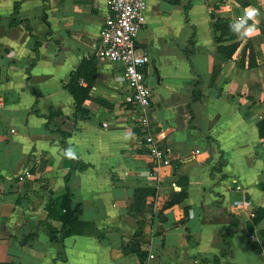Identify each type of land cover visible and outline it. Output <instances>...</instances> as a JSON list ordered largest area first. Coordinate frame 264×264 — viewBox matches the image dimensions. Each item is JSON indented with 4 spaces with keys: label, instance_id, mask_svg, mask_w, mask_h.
Wrapping results in <instances>:
<instances>
[{
    "label": "crops",
    "instance_id": "obj_1",
    "mask_svg": "<svg viewBox=\"0 0 264 264\" xmlns=\"http://www.w3.org/2000/svg\"><path fill=\"white\" fill-rule=\"evenodd\" d=\"M15 1L0 0V263L264 264L256 253L257 240L264 244V0H145L135 43L149 56V129L169 158L156 187L121 64L93 57L86 118L65 87L93 54L104 2L20 0L13 13ZM248 6L260 10L259 35L230 30L234 39L215 42L214 18L237 20ZM234 40L229 57L217 52ZM50 107L61 114L49 125L68 135L44 126ZM68 148L76 159L63 155ZM137 187L154 194L134 207ZM66 190L81 210L59 240L51 207ZM179 191L181 200L161 207ZM255 209L262 216L248 229ZM233 218L235 231L222 239Z\"/></svg>",
    "mask_w": 264,
    "mask_h": 264
},
{
    "label": "built area",
    "instance_id": "obj_2",
    "mask_svg": "<svg viewBox=\"0 0 264 264\" xmlns=\"http://www.w3.org/2000/svg\"><path fill=\"white\" fill-rule=\"evenodd\" d=\"M102 1L108 13L97 30L92 55L121 64V78L127 89L124 102L131 111L130 119L133 126L139 130V148L150 157L148 173L153 181V187H156L161 178L157 168L169 164V158L149 129V87L143 73L149 56L146 50L135 43L136 34L144 24L145 0ZM24 175H28V172ZM256 253L264 258L263 239L257 240Z\"/></svg>",
    "mask_w": 264,
    "mask_h": 264
},
{
    "label": "trees",
    "instance_id": "obj_3",
    "mask_svg": "<svg viewBox=\"0 0 264 264\" xmlns=\"http://www.w3.org/2000/svg\"><path fill=\"white\" fill-rule=\"evenodd\" d=\"M239 3L244 4L245 0H237ZM20 0H16L13 3V13L16 11ZM212 17V16H211ZM18 21L15 17H11V22ZM236 20L228 19V18H214L213 21V27L216 31H218V35H214L215 42L222 41L223 36H227L228 39H234V34L230 31V24L235 22ZM261 30L264 32V26L261 27ZM238 41L234 40L229 42L226 45H218L217 46V52L220 54H223L225 57H229L232 51L237 47ZM36 43L33 47V52H35ZM244 48V47H243ZM242 48L241 56H240V64L243 65V54L244 49ZM190 49L186 48L182 50L183 56L188 60V53ZM93 55L88 56L87 58H82L77 67L70 71L68 73L67 81L65 82V87L68 89L69 93L72 96L73 99V110L74 113H77L78 117L80 118H86L88 115V111L82 106V102L84 99H91L89 96V90L92 82L95 78V68L92 62ZM255 64L254 58L252 55V52L249 50L247 53V61L245 65L247 67H251ZM214 73V70H213ZM82 81L83 83H79V81ZM196 86V84H195ZM194 91V90H193ZM193 99L197 98L196 92H193ZM99 104H105L101 100H96ZM34 113H38L36 109L32 110ZM61 112L57 108L50 107L46 114H42L45 117L44 126L49 131H56L59 132L62 136L68 135L67 131L61 130L59 128H52L49 123L50 120L56 116L60 115ZM264 120V116H263ZM205 138H209L208 136H205ZM223 163V159H218L215 165L213 166V169L218 170L220 165ZM78 168H82L84 165L79 163L77 165ZM65 182L67 180V177L64 178ZM154 194V189L151 187H137L133 189V195H134V207H139L144 198L146 196H152ZM184 192L179 191L175 196L170 198L169 200L163 201L161 207H167L175 202H178L183 197ZM55 212H57V219L60 221L61 226L59 229V240L62 239L63 236L70 234L73 232V226L78 222L77 214L80 212V203H74L71 204L69 199V192L66 190L60 197L55 199L52 207ZM130 209V208H129ZM262 216V210L261 209H255L254 214L249 218V221L247 223L248 229L251 228V225L255 223L259 218ZM236 227V220L233 218L231 222L227 225L225 231L221 235L222 239L225 237L231 235L235 231ZM124 251L126 250L125 247L122 248ZM132 249L137 252L138 256L141 257L142 253L138 251L136 247L132 246ZM0 264H12L10 262L7 263H0Z\"/></svg>",
    "mask_w": 264,
    "mask_h": 264
},
{
    "label": "clouds",
    "instance_id": "obj_4",
    "mask_svg": "<svg viewBox=\"0 0 264 264\" xmlns=\"http://www.w3.org/2000/svg\"><path fill=\"white\" fill-rule=\"evenodd\" d=\"M259 15L260 10L258 8L248 6L244 9L243 15L230 24V30L241 37L251 38L253 35H259V20L257 19ZM249 20L252 21L251 24H248ZM63 155L70 159L77 158L76 153L72 148L64 150Z\"/></svg>",
    "mask_w": 264,
    "mask_h": 264
}]
</instances>
